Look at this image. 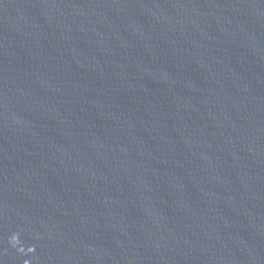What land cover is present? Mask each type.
Wrapping results in <instances>:
<instances>
[{
    "label": "water",
    "instance_id": "obj_1",
    "mask_svg": "<svg viewBox=\"0 0 264 264\" xmlns=\"http://www.w3.org/2000/svg\"><path fill=\"white\" fill-rule=\"evenodd\" d=\"M0 264H264V0H0Z\"/></svg>",
    "mask_w": 264,
    "mask_h": 264
}]
</instances>
